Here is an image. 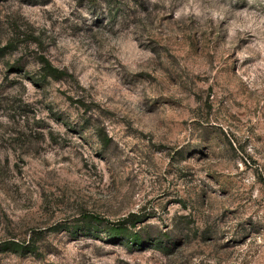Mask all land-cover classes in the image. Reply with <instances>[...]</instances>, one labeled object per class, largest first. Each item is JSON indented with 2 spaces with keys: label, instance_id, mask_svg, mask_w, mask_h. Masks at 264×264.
I'll use <instances>...</instances> for the list:
<instances>
[{
  "label": "clouds",
  "instance_id": "clouds-1",
  "mask_svg": "<svg viewBox=\"0 0 264 264\" xmlns=\"http://www.w3.org/2000/svg\"><path fill=\"white\" fill-rule=\"evenodd\" d=\"M0 12L43 21L36 31L23 21L19 29L0 26V47L11 45L10 59H20L25 74L52 79L38 58L40 41L47 47L56 40L57 53L70 49V70L85 88L92 81L76 70L85 67L83 61L86 77L106 81L104 114L93 109L89 120L82 110L75 113L67 145H51L45 136L42 144L14 145V153L0 148V243L39 237L34 229L55 217L67 218L44 232L35 252L25 251L23 244L0 250L11 264H91L90 246L75 249V255L69 246L98 237L107 247L125 250V257L110 253L114 264H124L126 257L180 264L188 259V239L225 227L216 222L218 204L241 206L227 225L232 229L253 213L254 220L264 217V183L257 179L264 176V0H82L80 8L76 0H0ZM233 52L250 66L226 75L221 68L231 64L225 57ZM3 72L0 63V77ZM198 77L207 78L213 92L204 91ZM89 94L97 95L92 89ZM209 95L215 97L211 102ZM0 122L16 127L6 116ZM248 155L259 164L245 170L242 161ZM65 156L71 163L61 167ZM21 159L27 164L23 177L13 168ZM256 168L260 171L253 175ZM219 171L229 175L209 179L210 172ZM229 184L231 199L224 203L219 189ZM157 195L160 199H151ZM42 204L48 217L44 225L31 217V207ZM140 206L141 219L127 220L118 238L105 239L112 233L95 223L98 209L105 216H123ZM50 236L67 239L61 247ZM257 239L264 242V230ZM94 255L102 253L94 250Z\"/></svg>",
  "mask_w": 264,
  "mask_h": 264
},
{
  "label": "rangeland",
  "instance_id": "rangeland-1",
  "mask_svg": "<svg viewBox=\"0 0 264 264\" xmlns=\"http://www.w3.org/2000/svg\"><path fill=\"white\" fill-rule=\"evenodd\" d=\"M7 2V0H5ZM21 3H28L29 0H20ZM82 0H76V8H80ZM69 15H75V10L70 11ZM23 21L32 31L39 29L43 21L41 19L26 20L24 17L13 19L6 12H0V26L8 24L9 27L19 29L23 25ZM66 22V21H65ZM46 35V30L40 29V37ZM29 38H32L31 36ZM39 39V38H36ZM249 40H241L240 44H247ZM239 47V45H237ZM41 55L39 60L44 64L48 62L54 68L62 73L59 78H52L49 80L47 76L41 78H34L33 76L24 73V69L20 67L21 60L10 59L12 52L10 51L11 45H4L0 47V63L4 65L3 76L0 77V116H6L7 119L16 124V127H6L3 122H0V129H4V133L0 134V148L5 151L11 149L15 152L14 145H23L30 143L42 144L45 136L51 141V145H67L69 143L68 137L74 132V128L69 127L68 122L71 120L75 113L83 111V116L91 117L89 113L93 109L99 110L101 115L105 110L101 108L102 93L104 91V83L106 81L96 80L93 81L91 76L86 77L88 72L87 62L83 68H77L81 78H86L87 81H92L85 88L82 82L77 80L76 71L70 70L73 68V56L70 54V49L64 52L57 53L56 40L52 44L45 47L40 41ZM88 53H85L87 56ZM235 57V59H234ZM91 59V57H89ZM225 61H231L227 69L221 68L222 72L227 75L228 72L232 75H238L242 68L249 67L250 61L248 59L241 60L239 56L233 52L231 55L225 57ZM40 71H43L42 69ZM255 76V73H251ZM204 85V91L213 92L212 87L207 83V78H197ZM27 81V83H25ZM252 86H255V79L252 80ZM89 89L97 93L96 96L91 94L85 95ZM215 99L214 96L209 95L208 101L211 102ZM224 98L220 99L221 107H223ZM209 107L211 105L209 104ZM21 121L23 124L21 125ZM87 123V121H85ZM65 129L67 131L65 132ZM11 132L13 135L5 136ZM251 132V129H249ZM61 133H64L62 136ZM110 135V134H109ZM75 138V137H74ZM262 138L257 136L256 140L259 142ZM231 143V141L229 142ZM249 141H245L248 144ZM63 150V149H61ZM243 150V149H241ZM40 151H43L41 146ZM39 155V151L37 152ZM8 157H5V163H8ZM50 167H55V157L49 155ZM95 159V158H94ZM66 163H71V159L67 156L63 157L60 161V166L63 167ZM245 170H250L252 166L259 164L251 155L247 156V160H243ZM87 167V165H85ZM16 169L17 175L23 177L27 169V164L24 160H19L18 163L13 165ZM93 168H97V164H93ZM260 169L256 168L253 175H256ZM243 173H237L242 175ZM185 176L191 173H185ZM226 171L210 172L209 179L216 176H228ZM260 183H264V176L257 177ZM39 187V185H37ZM233 185H225L219 189L223 202L226 203L231 199ZM251 191V189H249ZM47 193H42V198ZM167 195V193L165 194ZM151 199H160L157 195ZM103 207V206H101ZM3 205L0 204V210ZM241 206L230 207L218 204L215 208L216 222L220 225H225L222 230L218 232H205L203 234L197 233L193 235L186 242L188 251V259L181 260L180 264H264V242L257 239L261 237L262 230H264V217H259L254 220L253 216L256 214L246 216L244 220L235 224V228L227 227L236 217L241 213ZM143 211V206L133 208L130 212L125 213L123 216H105L99 209L95 214V223L102 224L105 228L108 225H117L124 220L141 219L138 215ZM168 211L171 213V209ZM259 209H257V212ZM47 208L42 204L40 208L35 206L31 207V217L37 224L44 225L48 219ZM27 215V213H26ZM96 217L99 220H96ZM3 218L8 219L7 212L3 213ZM67 218L63 216L55 217L48 223L46 227H41L38 230L40 236H26L25 239L16 242H3L0 243V250H7L13 247V244H23L25 251L35 252L37 247L42 242V237L45 231H53L59 225L66 223ZM100 221V222H99ZM67 238L64 236H50L48 240L52 244H60L63 247V241ZM105 239H112L110 236ZM81 246H90L86 253L87 256L92 258L91 264H114L115 256L110 255L113 251L119 252L121 257H125V250L123 248H110L107 247L103 240L99 237L96 240H79L75 245L69 246V251L75 255V249ZM15 248V247H13ZM96 252L102 253L100 256L94 255ZM179 251V250H178ZM147 254V253H145ZM0 264H11L10 258L6 255H0ZM25 264H31L30 260H26ZM124 264H145V262L134 261L131 257H126Z\"/></svg>",
  "mask_w": 264,
  "mask_h": 264
},
{
  "label": "trees",
  "instance_id": "trees-1",
  "mask_svg": "<svg viewBox=\"0 0 264 264\" xmlns=\"http://www.w3.org/2000/svg\"><path fill=\"white\" fill-rule=\"evenodd\" d=\"M44 65H46L47 70L52 74V78H59L62 73L60 71H58L56 68H54L51 64H49L48 62H45ZM96 220H99L98 217H96ZM127 220H124L123 222L117 224V225H108L111 227H107L108 231H110L112 233V235L110 236L111 238H118L121 233L123 232V227L122 225L126 222ZM100 222V221H99ZM137 243H141L142 241L140 239H137L136 241ZM13 247H15L16 249H20V245L19 244H13Z\"/></svg>",
  "mask_w": 264,
  "mask_h": 264
}]
</instances>
